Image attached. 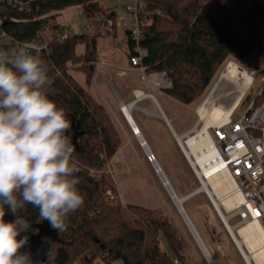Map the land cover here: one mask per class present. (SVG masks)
Instances as JSON below:
<instances>
[{
	"label": "trees",
	"instance_id": "16d2710c",
	"mask_svg": "<svg viewBox=\"0 0 264 264\" xmlns=\"http://www.w3.org/2000/svg\"><path fill=\"white\" fill-rule=\"evenodd\" d=\"M74 6L88 20L103 16L116 22V12L104 10L99 0H35L30 14L6 8L17 22L7 23L5 29L15 39L31 41L55 15ZM148 12L149 24L141 42L146 51L142 66L148 74L166 73L173 83L167 95L180 104L197 102L229 60L260 70L264 30L261 0H148ZM98 36L53 44L52 54L42 57L54 81L49 98L66 110L70 122L66 135L71 141L73 121L79 125L77 187L85 202L69 216L64 232L47 227L45 221L40 222L38 210L27 206L20 214L32 227L21 234L29 238L21 251L31 250L33 264H94L98 259L104 264H184L183 243L166 218L135 205L124 208L107 196L109 191L116 193L106 171L122 147V138L106 107L71 75V71L85 73L86 86L91 85L95 65L89 54ZM84 43L87 53L78 55L77 47ZM263 102L264 92L255 99V106ZM4 219L15 217L6 211ZM49 234L51 238L45 243ZM163 241L180 262L169 255ZM43 242L46 246L40 250Z\"/></svg>",
	"mask_w": 264,
	"mask_h": 264
},
{
	"label": "clouds",
	"instance_id": "9594fccd",
	"mask_svg": "<svg viewBox=\"0 0 264 264\" xmlns=\"http://www.w3.org/2000/svg\"><path fill=\"white\" fill-rule=\"evenodd\" d=\"M53 83L39 49L0 48V264H33L21 251L32 227L20 214L27 206L64 232L85 202L66 110L49 98ZM6 211L15 219L5 221Z\"/></svg>",
	"mask_w": 264,
	"mask_h": 264
},
{
	"label": "built area",
	"instance_id": "2783aa9c",
	"mask_svg": "<svg viewBox=\"0 0 264 264\" xmlns=\"http://www.w3.org/2000/svg\"><path fill=\"white\" fill-rule=\"evenodd\" d=\"M34 2L35 0H0V48L8 49L18 43H24L31 45L34 50L39 49L41 57H44L52 54L53 44H64L73 38L87 35L114 33L116 23L112 19H104L103 16H99V24L93 30L82 26L77 32L74 29L55 28L52 24H47L31 41L15 39L7 33L5 27L7 23L17 22V20L8 16L5 9L12 8L17 12L30 14L33 12ZM261 2L264 4V0ZM149 15L148 0H134L133 4L125 6L123 17L130 23L127 34L128 44L131 42L134 46L132 49L128 48L127 54L132 68L142 73L141 79L146 89V91L134 92L135 103L139 104L150 100L160 109L154 93L165 95L173 89V83L166 73L148 74L142 66L146 51L142 49L141 42L145 38ZM239 66L245 69L252 79L243 99L257 83L258 75H260V86L257 97L261 96L264 92V70L249 71L247 68ZM239 107L227 123L218 127H210L204 134L200 133L203 123L198 120V123L189 132L175 137L179 150L198 182V188L189 197L205 195L213 205L229 237L239 252L241 251L240 254L245 263L257 264L247 245H242L244 250L242 253L235 238L243 240L239 229L252 223L260 224L264 230V102L255 106L254 100L245 114L237 121H233ZM150 111L153 113L151 114ZM143 112L147 115L155 114L149 108L144 109ZM122 113L124 114V112ZM189 142L195 149V153L188 146ZM149 157L153 163H156L153 154L150 153ZM220 175L228 176L235 186L232 194L225 197V200L231 197L237 198L238 204L231 209L222 202H219L221 206L217 208L214 203V199L217 197L206 185L210 179ZM223 216L227 218V222ZM236 219L239 221L235 225H231L230 221ZM229 227L233 228V233ZM224 246L225 244L222 242L218 244L219 249ZM247 257L251 259L248 261Z\"/></svg>",
	"mask_w": 264,
	"mask_h": 264
},
{
	"label": "rangeland",
	"instance_id": "374dc122",
	"mask_svg": "<svg viewBox=\"0 0 264 264\" xmlns=\"http://www.w3.org/2000/svg\"><path fill=\"white\" fill-rule=\"evenodd\" d=\"M99 2L104 10H114L117 15H120L124 12L125 6L133 4L134 0H99ZM94 22L99 23V19H86L82 16L79 7L74 6L55 15L51 24L58 25L62 28L74 29L79 32L82 26L90 29L92 23ZM128 24L130 23L127 22L125 18L118 17V41L121 40V36L126 29V26L128 27ZM111 35L112 34L110 33H104V37L97 38V46L99 50L103 47V45H110L114 41L113 37H110ZM82 45L83 44L78 45V52H81L83 48ZM125 58L126 57H124V59ZM230 61L233 60H229L220 68L211 81L206 93L197 102L190 106L186 107L172 101L167 93H165V95H156L160 106L169 119L172 120L174 117L178 116L179 119L177 121L172 120V128L175 130L177 135L184 134L190 128L192 129L195 127L198 123L199 107L209 95L211 89ZM258 68L264 70V30L262 33V51L258 62ZM247 70L250 71L251 68H247ZM71 75L79 84L86 86L87 76L85 73L71 71ZM259 78L260 75L256 77L257 83L255 86L251 88L246 97L243 99L236 115L233 118V121H237L243 114H245L248 107L254 102L258 95V88L260 86ZM215 96V103L218 106L227 108L233 104L237 94L234 85L227 81L220 86ZM141 107L153 108L155 111H158V108L150 100L141 103ZM145 117L146 116L140 111H135V119L138 123L142 120L153 122H156L157 120L155 118L148 120ZM122 137L123 136L121 135V138ZM133 147L132 153L135 156V160L132 162L125 161L123 163L122 157L116 160L114 157L107 168L106 174L111 177L116 189V193L113 191H109L107 193L109 201L115 204H120L124 208L129 205H135L157 211L162 218H166L171 223L172 227L182 241L184 250L181 253V256L185 258L184 264H209L198 242L194 238L190 226L183 218L178 207H176L177 205L173 202L165 184L157 172L156 164L150 160V153L147 152L144 146H142L138 141H136V148ZM146 147L147 149L152 148V146L148 144H146ZM164 148L167 151V159L170 158L169 161L172 163L173 168H171L170 172L165 162L158 158L163 175L169 182L170 187L173 189L177 197L182 198L183 195L189 193L186 196L187 198L198 188V182L191 169L187 168V165L177 148L173 137L167 144L164 145ZM117 153H119V151ZM154 156L155 158L158 157L157 154ZM184 210L191 220L199 237L206 246L209 254L213 258L215 264H246L234 242L229 237V234L217 215L213 205L205 195H197L189 198L184 203ZM238 221V219L231 220L230 224L235 225ZM50 238V234L46 235L45 243H47ZM221 242L224 243L225 246L219 249L218 244ZM163 246L175 261L180 262L179 257L176 256L169 246L166 245L165 241H163ZM94 264L104 263L98 259ZM115 264H120V262H116Z\"/></svg>",
	"mask_w": 264,
	"mask_h": 264
},
{
	"label": "crops",
	"instance_id": "0c3cea01",
	"mask_svg": "<svg viewBox=\"0 0 264 264\" xmlns=\"http://www.w3.org/2000/svg\"><path fill=\"white\" fill-rule=\"evenodd\" d=\"M123 15L124 12L116 16V22H115L116 28L114 30V33L110 36L113 37L114 41L110 45L107 46L103 45V47L99 50L97 46V38L104 36L102 34L101 36L95 38V46L91 48L89 54L90 59L93 60V64L95 65V75L93 77L91 85L85 87L98 102H100L106 107V109L108 110L110 116L114 121V124L116 125L121 135L123 136L122 137L123 145L120 148L119 153L116 154L115 160L119 159L120 157H122L123 163L125 161L132 162L133 160H135V156L132 153V147L134 146L133 148H136V141H138L141 144V139H143V141L146 144L152 146V148L147 149V152H150L154 155L157 154L158 156L156 157V163H155L156 166L158 165V167L160 168L159 160H158V158H160L165 162L167 168H169L168 170L171 172V168H173V165L169 161L170 158L167 159V151L165 150L164 145L167 144L172 137L175 139V143H176L175 136L177 135V133L172 128V120L177 121L179 119L178 116L174 117L172 120L169 119L161 106L160 109H158V111H155L153 108H149L152 109L155 112V114L147 115L145 112H143V110L148 108L141 107V103H139L138 106V103H136L138 108L131 111V118L132 121L135 123L137 129L139 130V133L141 135L140 138L137 135H135L133 131V127L129 124V122L127 121L126 117L124 116L120 108L122 105L130 107L136 102V97L134 95L135 91H139V90L146 91L141 79L142 73L132 68L129 62V58L127 54L129 48L128 36H127L129 24L128 27L126 26V29L124 30L121 36V40L118 41L119 31L117 27V19L118 17H123ZM98 24L99 23L96 22L92 23L90 29L93 30L94 27ZM82 46L83 48L81 52H78L77 49L78 55H84L87 53V44L84 43ZM124 57H126L125 58L126 60L124 59ZM154 95L156 97L158 93H154ZM170 99L172 101H175L171 97ZM175 102L180 104L177 101ZM160 110L163 112L166 119L161 118L159 116ZM135 111H140L141 113H143L146 116L145 118L148 120H151L153 118L157 120L156 122L142 120L138 123L137 120L135 119ZM190 130L191 128L188 131H186L184 134H186ZM182 135H177V136H182ZM184 161L187 165V168L190 169L185 159ZM184 169H185V165H184ZM187 194L183 195L182 198L180 199L187 200L186 198Z\"/></svg>",
	"mask_w": 264,
	"mask_h": 264
},
{
	"label": "bare ground",
	"instance_id": "6f19581e",
	"mask_svg": "<svg viewBox=\"0 0 264 264\" xmlns=\"http://www.w3.org/2000/svg\"><path fill=\"white\" fill-rule=\"evenodd\" d=\"M227 81L234 85L237 97L231 106L223 108L215 103L214 98L216 97L215 95L219 90L220 86ZM251 83L252 79L245 71V69L241 68L234 62H230L219 77V79L217 80V82L215 83V85L213 86V88L211 89L209 95L205 98L202 105L198 109L199 121L203 123V129L200 133L204 134L210 127H218L222 124L227 123L232 114L241 104L245 92ZM120 108L121 111L125 113V116L129 120V122L134 123L131 118V111L137 109L138 106L136 104H133L130 107L122 105ZM150 113L152 114L153 112L150 111ZM159 116L161 118H164L163 114ZM135 135L137 134L135 133ZM141 145L144 146L143 141H141ZM188 146L190 147L191 151L195 153V149L192 147L191 142L188 143ZM144 148L145 150H147L146 146H144ZM159 175H161V173ZM163 183L165 184L173 202L177 205L176 207L181 204L184 208V201H186V199H180L178 197H175L174 194L171 193L170 185L167 184V181L164 180ZM206 185L208 186V189L212 190L213 194H215V196L217 197L214 199V203L217 208H220L221 206L219 202H222V204H224L227 208L230 209L238 204L237 198L235 199L234 197L225 200V197H227L229 194H232V191L235 188L232 180L228 176H216L215 178L210 179L206 183ZM178 199L180 200V204H178ZM183 215L185 217L184 213ZM223 218L225 222H227V218L224 216ZM185 219L186 222L189 224V221L186 217ZM229 230L231 231V233H233L232 227H229ZM239 234L243 240H238V238H235V240L236 244L239 246V249L242 250V253H244L242 245L246 244L251 254L253 255L252 258H254L257 264H264V230L262 229L261 225L258 223L249 224L245 227L240 228ZM250 259V257H247L248 261Z\"/></svg>",
	"mask_w": 264,
	"mask_h": 264
},
{
	"label": "water",
	"instance_id": "95a60500",
	"mask_svg": "<svg viewBox=\"0 0 264 264\" xmlns=\"http://www.w3.org/2000/svg\"><path fill=\"white\" fill-rule=\"evenodd\" d=\"M134 104H136V103H134ZM159 114L161 115V114H163V112L160 110V113H159ZM163 115H164V114H163ZM124 116H125V113H124ZM125 117H126V116H125ZM164 118L166 119L165 115H164ZM126 119H127V117H126ZM127 121L129 122L128 119H127ZM129 124L133 127V129H134V127H135V129H136V130L134 129L135 133L138 135V137L141 138V135H140L139 130L137 129L135 123H131V122H129ZM71 131L73 132L72 143H73V145H74V147H75V154H76V153L79 152V150H80V148H79L80 132H79V125H78L77 123H75V121H73V123H72ZM141 141H143V139H141ZM143 142H144V141H143ZM144 146H146L145 142H144ZM149 153H150V152H149ZM157 172H158L159 174L161 173L160 176H161V179H162L163 182H164V180L167 181V179H166L165 176L163 175V173H162L161 169L158 167V165H157ZM167 184L169 185V182H168V181H167ZM170 191H171V193L174 194L175 197H177V196L175 195V192L173 191V189H172L171 187H170ZM189 198H191V197H187V200H188ZM187 200H186V201H187ZM184 202H185V201H184ZM178 204H180V200H179V199H178ZM180 208H181V209H180ZM178 209H179L180 213L182 214L183 218L185 219V217H186L187 220L189 221V224H188V223H187V224L190 226L191 232H192L194 238L196 239V241L198 242V244H199V246H200V248H201V250H202V252H203V254H204V256H205V258L207 259V261H208L210 264H215L213 258H212L211 255L209 254V252H208L206 246L204 245L203 241L201 240V238L199 237L198 233L196 232V230H195V228H194V226H193L191 220H190L189 217L187 216V214H186V212H185V210H184V208L182 207L181 204L178 205ZM182 212L185 214V217H184V215H183ZM5 213H6V212H5ZM185 221H186V219H185ZM45 223H46V226L48 227V226H49V223H48L47 221H45ZM39 240H40V236L36 237V241L39 242ZM39 247H40V250H42V249L45 247L44 242L41 243Z\"/></svg>",
	"mask_w": 264,
	"mask_h": 264
},
{
	"label": "flooded vegetation",
	"instance_id": "af4514ba",
	"mask_svg": "<svg viewBox=\"0 0 264 264\" xmlns=\"http://www.w3.org/2000/svg\"><path fill=\"white\" fill-rule=\"evenodd\" d=\"M22 249H26V246L24 248H22ZM27 252H30L31 253V250L29 248H27Z\"/></svg>",
	"mask_w": 264,
	"mask_h": 264
}]
</instances>
